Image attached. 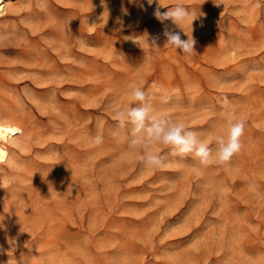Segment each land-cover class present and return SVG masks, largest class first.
Wrapping results in <instances>:
<instances>
[{"label": "rangeland", "instance_id": "374dc122", "mask_svg": "<svg viewBox=\"0 0 264 264\" xmlns=\"http://www.w3.org/2000/svg\"><path fill=\"white\" fill-rule=\"evenodd\" d=\"M177 4L179 26L153 15ZM165 24L196 53L165 45ZM133 82L170 93L156 114L213 148L227 97L242 150L203 165L156 144L165 167H145L113 134ZM0 121V264H264V0L10 1Z\"/></svg>", "mask_w": 264, "mask_h": 264}, {"label": "clouds", "instance_id": "9594fccd", "mask_svg": "<svg viewBox=\"0 0 264 264\" xmlns=\"http://www.w3.org/2000/svg\"><path fill=\"white\" fill-rule=\"evenodd\" d=\"M153 2L154 0H148L149 4ZM260 6L258 2L256 7ZM160 9L161 7L157 5L153 15L162 24L170 20L179 26L191 14L189 9L181 4L167 8L168 10L165 12H161ZM179 29L181 28L179 27ZM182 32L187 36V39H182L181 31L170 29L165 24L162 32L165 45L175 47L185 54L196 53L194 37L192 34L191 36L187 35L183 30ZM160 37L161 34L147 36L148 44L153 49H159ZM157 94L163 104H167L171 99V94L155 82L152 83L148 91L133 82L129 85L127 92L129 105L117 110L113 116L117 122V130L113 134L124 136L129 151L140 152L139 160L145 167L152 169L165 167L164 156L153 150V145L156 144L170 146L171 154L174 156L185 157L191 154L203 165H208L213 161L225 164L242 150L241 137L244 134L245 121L236 118L235 110L227 97H224L220 102L225 119L213 148L209 147L196 131L187 128L183 122L157 115L152 103V99ZM90 139L95 145L103 143V136L99 133Z\"/></svg>", "mask_w": 264, "mask_h": 264}, {"label": "bare ground", "instance_id": "6f19581e", "mask_svg": "<svg viewBox=\"0 0 264 264\" xmlns=\"http://www.w3.org/2000/svg\"><path fill=\"white\" fill-rule=\"evenodd\" d=\"M10 1L13 0H0V14H2L6 10L7 4ZM5 123L6 122H4V124ZM11 136V133L2 125L0 121V163H3L8 159V142L11 140Z\"/></svg>", "mask_w": 264, "mask_h": 264}]
</instances>
